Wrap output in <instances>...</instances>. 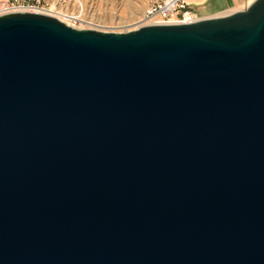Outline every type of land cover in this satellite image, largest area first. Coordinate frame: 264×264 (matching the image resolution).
I'll return each instance as SVG.
<instances>
[{
  "label": "water",
  "instance_id": "obj_1",
  "mask_svg": "<svg viewBox=\"0 0 264 264\" xmlns=\"http://www.w3.org/2000/svg\"><path fill=\"white\" fill-rule=\"evenodd\" d=\"M0 264H264V0L0 16Z\"/></svg>",
  "mask_w": 264,
  "mask_h": 264
},
{
  "label": "built area",
  "instance_id": "obj_2",
  "mask_svg": "<svg viewBox=\"0 0 264 264\" xmlns=\"http://www.w3.org/2000/svg\"><path fill=\"white\" fill-rule=\"evenodd\" d=\"M48 0H0V16L31 12L53 16L68 26L76 29L90 28V24L83 19L82 4L79 0H53L51 9ZM143 5L144 12L138 26L186 24L196 21L195 15L188 9L187 0H136ZM75 6L76 13H63L60 9ZM106 28V29H103ZM106 32H117V28L103 27Z\"/></svg>",
  "mask_w": 264,
  "mask_h": 264
},
{
  "label": "rangeland",
  "instance_id": "obj_3",
  "mask_svg": "<svg viewBox=\"0 0 264 264\" xmlns=\"http://www.w3.org/2000/svg\"><path fill=\"white\" fill-rule=\"evenodd\" d=\"M82 4L83 19L90 24V28L97 31H105L103 27L117 28V32H123L128 28H138V21L143 15L144 8L136 0H79ZM49 6L53 9L54 1L48 0ZM63 13H76L75 6L60 9ZM122 19L114 18L116 9H119ZM118 12V11H117ZM103 28V29H102ZM82 29V28H80Z\"/></svg>",
  "mask_w": 264,
  "mask_h": 264
},
{
  "label": "crops",
  "instance_id": "obj_4",
  "mask_svg": "<svg viewBox=\"0 0 264 264\" xmlns=\"http://www.w3.org/2000/svg\"><path fill=\"white\" fill-rule=\"evenodd\" d=\"M253 0H187L188 9L197 19L209 18L232 13L246 8ZM143 7V5H141ZM116 9L114 18L122 19V14ZM118 11V12H117ZM134 28H128L123 32L130 31Z\"/></svg>",
  "mask_w": 264,
  "mask_h": 264
},
{
  "label": "bare ground",
  "instance_id": "obj_5",
  "mask_svg": "<svg viewBox=\"0 0 264 264\" xmlns=\"http://www.w3.org/2000/svg\"><path fill=\"white\" fill-rule=\"evenodd\" d=\"M103 32H106V31H103Z\"/></svg>",
  "mask_w": 264,
  "mask_h": 264
}]
</instances>
